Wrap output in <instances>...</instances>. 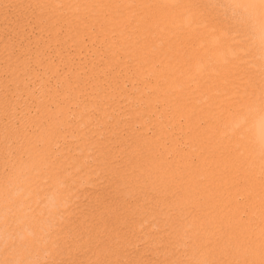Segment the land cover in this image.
<instances>
[{
    "label": "bare ground",
    "instance_id": "6f19581e",
    "mask_svg": "<svg viewBox=\"0 0 264 264\" xmlns=\"http://www.w3.org/2000/svg\"><path fill=\"white\" fill-rule=\"evenodd\" d=\"M8 3L26 8L23 17L0 11V61L17 60L0 65V264H167L173 252L181 264H264V0H0V10ZM101 22L103 65L113 76H96L95 62L82 57L99 51L87 41L102 40L93 31ZM33 24L29 37L21 27ZM63 50L79 56L76 69ZM51 53L60 54L58 63ZM120 57H134L133 97L122 85L131 76ZM70 113L80 135L73 154L57 149L73 127ZM147 120L151 141L135 136L134 123L142 131ZM116 122L145 156L107 144ZM170 131L182 133L184 146L175 137L163 146ZM162 150L171 158L156 155ZM94 176L109 189L127 183L118 190L154 211L122 228L124 201L114 211L107 196L98 201L104 211H82L77 197L92 204L100 197ZM202 194L207 201L198 208ZM50 195L70 207L49 232L42 205ZM162 212L183 228L173 237L168 224L158 237L139 235L136 226ZM138 241L142 249L116 250Z\"/></svg>",
    "mask_w": 264,
    "mask_h": 264
},
{
    "label": "rangeland",
    "instance_id": "374dc122",
    "mask_svg": "<svg viewBox=\"0 0 264 264\" xmlns=\"http://www.w3.org/2000/svg\"><path fill=\"white\" fill-rule=\"evenodd\" d=\"M20 7L19 6H15V5H13L12 3H8L6 6H4L3 7V9L1 8V12H6L7 14H10V15H8V16H10V17H15V16H17V17H19V16H21V17H23V13L25 12V8L26 7H24V9L22 8L21 10L19 9ZM5 9V11H3ZM12 11V12H11ZM14 13V14H13ZM30 17V16H29ZM30 20H33V18L31 17V18H29ZM1 20V19H0ZM1 22H2V20L0 21V24H1ZM100 23V22H99ZM67 25H69V24H67ZM100 25V24H99ZM31 26V27H30ZM29 26V28L31 29V30H29L28 28H26V27H21V29H24L25 30V32H26V34H27V36H29V37H32L35 33H36V30H35V26L36 25H34L33 24V26L32 25H30ZM34 28V29H33ZM65 29V28H64ZM69 29H71L70 27H69ZM97 29V26H94L93 27V31H95V34L99 37V38H103V37H100V35H102V33L105 31V27H104V24H102V22H101V25H100V29L99 30H96ZM63 30V27L61 28V30L60 31H62ZM30 32V33H29ZM35 32V33H34ZM29 33V34H28ZM5 36H6V34H5ZM11 37L13 38V41L16 43V45H18V43H19V45L17 46L18 48H22V47H26V42H25V40H23L22 41V39H20V38H16V37H14L13 35H11ZM66 38H68V37H66ZM105 38H109V37H105ZM16 39V40H15ZM21 41H20V40ZM106 40H99V39H96L95 41H93L92 43H89L88 41H87V44L89 45V46H93L94 48H96V49H99V51L98 52H94V51H89V52H87V53H84L83 55H82V57H83V59H86V60H88V61H93V62H95V67H91V70L92 71H95V74L97 73V75L96 76H100V75H107V76H113L114 74L116 75V73H114V74H112L110 71L111 70H108V69H106L105 67H104V65H103V63H104V61H106L107 59H108V57L106 56V54H104L102 51H100V50H104V49H106L108 46H106V42H105ZM21 43H23V44H21ZM98 43V45H96ZM100 43V44H99ZM57 44V46H58V49H60L61 51H62V45H60V44H63V42H62V40L60 39V40H58V42L56 43ZM22 45V46H21ZM60 45V46H59ZM97 46V47H96ZM100 47V48H99ZM17 49V48H16ZM100 52H102V53H100ZM52 54V55H51ZM50 55V59L51 60H53L55 63H58V59H59V57H60V54H57V53H51ZM54 54V55H53ZM72 55V56H71ZM100 55V56H99ZM54 56V57H53ZM63 56H64V58L65 59H68L69 61H72L71 62V65H72V68H74V69H76V67L78 66V58H79V56H77V55H75L74 53H72V52H70L69 50H63ZM71 56V57H70ZM99 56V57H98ZM9 57V58H8ZM14 59H13V58ZM68 57V58H67ZM98 57V58H97ZM57 58V59H56ZM134 57H130V58H125V60H124V58H119L120 59V61L122 62H120L121 64L120 65H122L123 64V62L125 61L126 62V66L128 67V71H127V73L126 72H124V74L126 73V74H128V76H131V79H124V83L122 82V85H123V88H125V90L128 92L129 91V94H130V96L131 97H133L136 93H137V89H135V88H133L132 86H130L131 84H129V82H130V80H132V76L134 77V75H133V72H132V67H130V61L133 59ZM170 58V60L171 61H173L175 58L174 57H169ZM71 59V60H70ZM7 63H9V64H15L16 63V58L14 57V56H12V55H8L7 57H6V60L4 59V60H1L0 61V65L2 64V65H5V64H7ZM4 62V63H3ZM97 64H99L98 66H97ZM119 65V64H118ZM112 68H117V67H112ZM103 70V71H102ZM131 70V71H130ZM129 71H130V73H129ZM101 72V73H100ZM109 72V73H108ZM106 73V74H105ZM122 74H123V72H122ZM70 79H71V76L69 77ZM131 83V82H130ZM127 84V85H126ZM56 89H58V88H60V83H56ZM126 88H128V89H126ZM59 91H61V88L60 89H58ZM135 93V94H134ZM137 106V105H136ZM156 113H158V112H152L151 113V115H152V119H155L156 117H157V115L158 114H156ZM116 115L118 114V112L116 111V113H115ZM156 114V115H155ZM75 117V115H73V114H69V117H68V122H69V124L70 125H72L73 127H70V128H72L71 130H70V128H69V131L68 132H66V133H68V134H66V133H64V140L61 142V144H59L58 145V148L57 149H61V148H63V152L64 153H71V154H73V149H74V147H76V145H77V143H78V141L77 140H79V138H80V135L78 134V132H77V130H76V128H75V126H74V124H75V121H76V117ZM162 117V118H161ZM160 118L158 117V119H160L159 121H160V123H163L164 121H165V118L163 117V116H161ZM119 118V117H118ZM120 118L121 119H125L124 117H122V115H120ZM128 118L130 119V116H128ZM164 118V119H163ZM71 120V121H70ZM164 120V121H163ZM74 122V123H73ZM147 124L148 125H150V126H148L147 125V127L146 128H148V129H144V130H142V131H140V129H139V124L137 123H134V125L136 126V129H137V131H139V132H137V135H135V136H138L139 134H140V132L143 134V137L144 138H146L148 141H151V140H153V139H155L156 137V133H155V129H154V125L153 124H150V121H148L147 120ZM164 124V123H163ZM69 125V126H70ZM115 127H118V128H116V131H118V133H114V135H113V133H111V134H109V137H111L110 139L111 140H109V141H107V144L109 143L110 144V146L113 148V150H117V149H119L120 147V149L119 150H128V146H131V148L132 147H134V148H132L133 149V154L134 155H136V154H138L137 156H145L144 154H145V152L143 151L144 149L142 148L143 147V145L142 144H136V146H133V138L131 137V135L127 132V131H122V128L120 127L121 125H120V123L119 122H116L115 124ZM165 125V124H164ZM138 126V127H137ZM151 127H153V128H151ZM150 128V129H149ZM118 129V130H117ZM153 129V130H152ZM72 130H73V133H74V135H73V133H72ZM123 134H122V133ZM120 133H121V136L123 137V140L122 139H118L119 137H120ZM136 133V132H135ZM154 133V134H153ZM170 134L172 135V137L170 138V139H165L166 141L164 142V139H162V144H164L163 146H169L171 143H173L176 139H178V141H179V144H180V146L183 144H181L180 142H182L181 141V139L183 140V138H184V136L182 135V133H180L179 131H177V133H176V131L174 132V131H170ZM147 136V137H145V136ZM149 135V136H148ZM179 135V136H178ZM73 136V137H72ZM76 136V137H75ZM127 136V137H126ZM178 136V137H177ZM181 136V137H180ZM69 137V138H68ZM75 137V138H74ZM174 137H175V140H174ZM65 138H67V139H65ZM113 138V139H112ZM116 139V140H115ZM117 139H118V141H117ZM113 140V141H112ZM125 141V142H124ZM128 141H130V142H128ZM173 141V142H172ZM117 142V143H116ZM121 142V143H120ZM69 143V144H68ZM73 143V144H72ZM132 143V144H131ZM68 144V145H67ZM73 146H72V145ZM119 144V145H118ZM124 147H123V146ZM139 145V146H138ZM141 145V146H140ZM62 146V147H61ZM120 146V147H119ZM137 146H138V148H137ZM182 146H184V145H182ZM68 147V148H67ZM115 147H116V149H115ZM64 148H66V150L64 149ZM142 152V153H141ZM144 152V153H143ZM159 153V154H158ZM156 155H158V156H163V158H168V159H170L171 158V155H169V154H167V153H164V151L162 150V151H160V152H158ZM165 154V155H164ZM90 161H93V159H90ZM113 166L114 167H116L117 169L118 168H120L122 171H124L125 170V166H124V164L123 163H119V161H117V159L116 160H114V163H113ZM119 169V170H120ZM129 171H132V170H129ZM98 177V176H97ZM97 177L96 176H94V178H95V181H94V183H96V185H97V187H96V185L95 184H93L92 185V187H94V188H97L98 189V192H99V195H100V197H98L99 199H97L96 200V202H95V204H92L90 201H89V199L88 198H86L85 196H79L80 197V199L81 200H79V199H77V198H79V197H77L76 198V200H78L80 203H81V205H79V209H82V211H86V212H96V214H97V212L99 213V211L100 212H102V211H104V207H102V206H100L99 207V203H98V201L100 202L101 200H102V202L103 203H105V204H108L109 206H111V207H108V209L110 208V209H113L114 211H115V209H118V207H117V204H116V200H117V202H118V200H120V201H124V205L126 204L127 205V207H128V210L126 211L125 209H121V210H118V213L121 211V215L124 217V219L121 221L122 223L120 224V222L118 221V227H120L121 225V227L120 228H122L123 226H127L125 223H124V221L125 222H127V218L128 219H130L129 220V222H134V220H136L135 218H142V217H145L146 216V214L147 213H151V212H153L154 211V209L152 210H150V208H148V207H146V204L148 203L147 202V200H143L142 202H140V203H142V206L140 205V204H138L137 205V203H136V200H138V197L137 196H132L131 197V194H126V192L125 191H122V190H120L121 192H123V194L118 190V189H120V187H121V189H123L125 186H126V184L127 183H125L124 184V182H123V184L122 183H118V187H116L117 189H109V187L112 185V184H110V183H108V182H106V181H102L101 180V182L100 181H97ZM99 183V184H98ZM103 183V184H102ZM121 184V185H120ZM123 185V186H122ZM106 186V187H105ZM114 186V185H113ZM149 186H150V184L148 183V188H149ZM102 187V188H101ZM105 187V188H104ZM101 188V190H99ZM104 188V189H103ZM107 188H108V190H107ZM105 190V191H104ZM115 191V192H113V193H110V191ZM148 190V189H147ZM109 191V192H108ZM119 191V192H118ZM108 192V193H107ZM118 192V193H117ZM125 192V193H124ZM148 193H150L151 191L150 190H148L147 191ZM101 193V194H100ZM103 193V194H102ZM106 193V194H105ZM117 193V194H116ZM116 194V195H115ZM151 194V193H150ZM106 195V196H105ZM123 195V196H122ZM152 195V194H151ZM154 195V194H153ZM157 195V197H166L165 195L166 194H164V193H157V194H155V196ZM107 196H109L108 197V202H107V200H106V198H107ZM113 196V201H111L112 200V197ZM119 196L122 198H119ZM201 196H203V199L201 198ZM205 196H206V194H205ZM204 196V194H202V195H200L198 198H195V201L197 202V200H198V202H197V204L195 205L196 207H198V208H203L204 207V205L203 206H201L202 204H205V202L207 201V198ZM84 197V198H83ZM103 197V198H102ZM117 197V199H115ZM109 198H111V200L109 199ZM127 198V199H126ZM87 199V200H86ZM115 199V200H114ZM106 200V201H105ZM133 200V201H132ZM85 201V202H84ZM105 201V202H104ZM119 201V202H120ZM128 201V202H127ZM200 201H201V203H200ZM114 202V203H113ZM118 202V203H119ZM125 202H127V203H125ZM130 202H132L131 204H130ZM136 204H135V203ZM91 203V204H90ZM112 203V204H111ZM115 204V205H114ZM94 205H95V207H94ZM98 205V206H97ZM113 205H114V207H113ZM125 205V206H126ZM131 205H132V207H133V210H132V207H131ZM135 205H137L136 206V208L137 209H135ZM139 205H140V207H142L141 209H139L140 207H139ZM92 208H91V207ZM146 208H145V207ZM190 207L189 208H191V209H193L195 206H191V205H189ZM81 207V208H80ZM129 207H131V208H129ZM100 208V209H99ZM127 209V208H126ZM139 209V210H138ZM144 209H146V210H144ZM167 209H169L170 210V207H168ZM89 210V211H88ZM94 210V211H93ZM98 210V211H97ZM149 210V211H148ZM164 210H166V209H164ZM117 211V210H116ZM139 211V212H138ZM148 211V212H147ZM126 212V213H125ZM134 212V213H133ZM137 213V215H136V213ZM142 212V213H141ZM144 212H145V214H144ZM124 215H123V214ZM141 213V214H140ZM101 214H103V213H101ZM128 214V215H127ZM135 214V215H134ZM152 214V213H151ZM163 214V215H162ZM167 214H164L163 212L161 213V214H159V215H151L150 216V218L149 219H145L144 220V223L141 225V226H136L137 228H140V233H139V235H143L144 237H147V236H149L150 234H152V235H154V236H160V231L162 230V228L163 227H169L170 225H171V227H172V229L174 230L175 229V227H176V229L173 231L172 230V234H170V236H174L173 234L175 233H177L176 231H179V230H181L182 228H183V224L182 223H184V222H178V219L179 218H175L173 221H171V218L167 215ZM103 217H105V219H109V218H107L108 216L107 215H105V214H103L102 215ZM126 216V217H125ZM159 216V217H158ZM113 217V215H110V218H112ZM166 217V218H165ZM147 218V217H146ZM157 220H156V219ZM161 218V219H160ZM165 218V219H164ZM169 218H170V220H169ZM153 219H155V220H153ZM162 220H164L165 222H163ZM107 221V220H106ZM179 221H181V219L179 220ZM111 223L113 222V221H110ZM150 222V223H149ZM152 222V223H151ZM162 222V223H161ZM168 222V223H167ZM174 222H176L175 224H174ZM149 223V224H148ZM156 223V224H155ZM164 223V224H163ZM170 223V224H169ZM179 223H181V225H178ZM160 224V225H159ZM162 224V225H161ZM169 226H168V225ZM148 225V226H147ZM150 225V226H149ZM165 225V226H164ZM174 225V226H173ZM116 226V227H117ZM145 226H147V228L145 227ZM162 228H161V227ZM177 226H179L178 228H177ZM156 227H158V229H159V231H157L158 229H156ZM160 227V228H159ZM144 228V229H143ZM149 228V229H148ZM180 228V229H179ZM145 229H146V231H145ZM161 229V230H160ZM121 230V229H120ZM120 230H119V232H120ZM144 230V231H143ZM153 231L154 233H152L151 231ZM149 232H150V234H149ZM159 233V234H158ZM147 235V236H145V235ZM149 234V235H148ZM155 234H157V235H155ZM137 239H139V238H137ZM141 242V243H140ZM123 245L125 246V248L123 247ZM122 246V247H121ZM137 246H139V248L141 247V246H144L143 245V241H138L135 245H128V244H120L119 246H117V248H116V250L117 251H122V253L120 252V254H122V255H126V254H129V252H131V251H133V250H130V249H133V248H135V247H137ZM159 246V244H157L156 246H155V248H157ZM128 247V248H127ZM154 247V246H153ZM120 248V250H118ZM138 248V247H137ZM138 248V249H139ZM140 249H142V248H140ZM125 251V252H124ZM123 252H124V254H123ZM127 252V253H126ZM155 252V251H154ZM132 253V252H131ZM156 253V252H155ZM147 254H154V253H147ZM177 254V256H175ZM156 254H154L153 256H155ZM170 255H172V256H170L169 258L171 259H169L168 261H167V264H172L174 261H176V264H181V261H182V259L183 258H181V257H183L182 255L180 256L178 253H175V252H173V253H170ZM179 255V256H178ZM175 256V257H174ZM120 257H121V255L118 257L119 259H120ZM156 258H157V255L155 256ZM161 257V256H160ZM240 257V256H239ZM161 259H162V257H161ZM160 259V260H161ZM174 259V260H173ZM178 259V260H177ZM179 259H180V261H179ZM240 260L241 259H239V260H237V264H242L243 262H245V261H243L242 262V260H241V263H240ZM170 262V263H169ZM207 264H215V261H209V263L208 262H206ZM205 263V264H206ZM130 264H134V263H130ZM159 264H161V263H159ZM173 264H175V262L173 263Z\"/></svg>",
    "mask_w": 264,
    "mask_h": 264
},
{
    "label": "clouds",
    "instance_id": "9594fccd",
    "mask_svg": "<svg viewBox=\"0 0 264 264\" xmlns=\"http://www.w3.org/2000/svg\"><path fill=\"white\" fill-rule=\"evenodd\" d=\"M69 207L70 204L67 201L58 202L55 196H48L42 205L45 213V227L47 231L50 232L63 222L64 214ZM28 234L33 235L32 233ZM45 234H47V232Z\"/></svg>",
    "mask_w": 264,
    "mask_h": 264
}]
</instances>
